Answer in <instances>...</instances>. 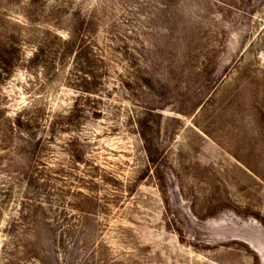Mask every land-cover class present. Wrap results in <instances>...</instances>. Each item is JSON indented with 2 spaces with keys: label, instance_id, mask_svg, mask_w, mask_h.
Instances as JSON below:
<instances>
[{
  "label": "rangeland",
  "instance_id": "rangeland-1",
  "mask_svg": "<svg viewBox=\"0 0 264 264\" xmlns=\"http://www.w3.org/2000/svg\"><path fill=\"white\" fill-rule=\"evenodd\" d=\"M0 264H264V0H0Z\"/></svg>",
  "mask_w": 264,
  "mask_h": 264
}]
</instances>
